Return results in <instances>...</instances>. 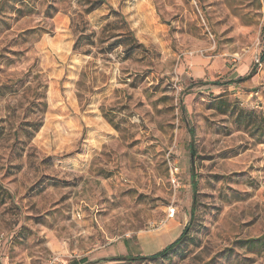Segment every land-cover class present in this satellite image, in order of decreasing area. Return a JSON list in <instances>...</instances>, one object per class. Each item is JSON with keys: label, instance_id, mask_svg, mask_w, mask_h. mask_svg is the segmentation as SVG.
Segmentation results:
<instances>
[{"label": "rangeland", "instance_id": "374dc122", "mask_svg": "<svg viewBox=\"0 0 264 264\" xmlns=\"http://www.w3.org/2000/svg\"><path fill=\"white\" fill-rule=\"evenodd\" d=\"M103 1L0 0V264H264V0Z\"/></svg>", "mask_w": 264, "mask_h": 264}, {"label": "trees", "instance_id": "16d2710c", "mask_svg": "<svg viewBox=\"0 0 264 264\" xmlns=\"http://www.w3.org/2000/svg\"><path fill=\"white\" fill-rule=\"evenodd\" d=\"M84 2L87 4V7H86V9L84 11L85 15L92 14L95 10H97L99 7H101V5L105 4V1H103V0L102 1L84 0ZM55 4H56V2H53L51 7L46 12L48 14L49 18H53L55 16V14L59 12L58 9H56ZM22 7H23V9L20 8V9L16 10V12L18 14L23 13L25 11V9L28 8L26 5H23ZM30 12H33V11H30ZM111 12L113 13V15L115 17L118 18V22H119V20L122 21V23L124 24L123 28L128 29L127 28L128 25H127V23L125 21V18L123 16H121L118 12L114 11L113 8L111 9ZM112 26L115 27V30H116V27L118 26V23H107L102 28V31L100 32V35H104L105 33H107L109 27H112ZM120 27H121V25H119V28ZM262 32H263V35H264V26H263ZM72 33H73V36H74L73 52H75V53L78 52L79 50H81L86 43H87V45H89L92 48H98V46L100 44H104V43H106V41H108L109 39L113 38V37H106V38H103V39H98L99 41L98 40L94 41L92 37H94L96 35V33H92L91 35H86L84 27H83V30L79 34L76 35L75 32H72ZM85 40H88V41L85 42ZM135 44L139 48H144L142 45H139L137 41H135ZM111 46L112 45H110L109 48ZM102 50H105V49H102ZM85 54L86 55H92L93 53H92L91 50H88V51L85 52ZM260 62L264 63V49H263L262 54L260 56ZM252 73H253V70L250 73V75H252ZM192 187H193L194 196H195L196 189H197V184H196V181H195V173H194V171H193V174H192ZM194 211L195 210L193 209L192 210V215L194 214ZM187 231H188V229L186 228L184 230V232L182 233V235L174 243L169 245L162 252H159V253L153 255L152 257H142V256H138V257H124L122 260L123 261H129V262H136V261H141V260H149V259L156 260V259H159V258H163L164 256H166L167 254L172 252L177 246H179L181 244V242L186 237ZM84 262H86V261H84Z\"/></svg>", "mask_w": 264, "mask_h": 264}]
</instances>
